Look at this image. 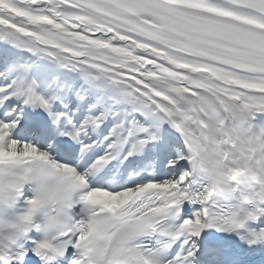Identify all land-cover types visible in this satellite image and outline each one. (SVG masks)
<instances>
[{
	"label": "snow or ice",
	"instance_id": "1",
	"mask_svg": "<svg viewBox=\"0 0 264 264\" xmlns=\"http://www.w3.org/2000/svg\"><path fill=\"white\" fill-rule=\"evenodd\" d=\"M0 264H264V0H0Z\"/></svg>",
	"mask_w": 264,
	"mask_h": 264
}]
</instances>
